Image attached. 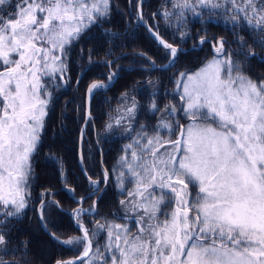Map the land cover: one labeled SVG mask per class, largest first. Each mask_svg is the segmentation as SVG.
Returning a JSON list of instances; mask_svg holds the SVG:
<instances>
[{
	"label": "snow or ice",
	"instance_id": "6c2138e0",
	"mask_svg": "<svg viewBox=\"0 0 264 264\" xmlns=\"http://www.w3.org/2000/svg\"><path fill=\"white\" fill-rule=\"evenodd\" d=\"M172 8L177 11L165 10L162 16L170 24L176 17L181 42L190 38L184 30L188 12L202 22L205 14L208 20L222 16L234 35L240 29L259 39L248 45L239 36L233 52L223 37H213L210 60L195 71L174 73L175 88L166 93L172 100L161 107L153 91L146 111L156 117L154 125L137 128L143 106L122 93L124 114L115 125L127 119L124 131L130 138L117 162L123 215L101 216L99 200L74 209L81 235L55 238L82 251L56 264H264V80L244 72L245 62L257 57L254 46L264 48V0H176ZM111 11V0H0V264H13L4 259L16 250L9 249L11 238L3 229L31 199L33 158L54 91L70 79L75 45ZM149 31L168 56L160 70L175 68L185 50ZM196 39L200 45L208 43L206 32ZM107 63L110 67L112 61ZM150 67L156 68L154 61ZM117 75L110 73L108 83ZM108 83L91 82L87 95ZM112 128L109 123L105 130ZM111 175L104 171V183ZM61 179L67 187L63 173ZM88 179L92 191L78 204L101 191L100 181ZM67 190L74 196V189ZM53 195L41 193V219L45 205L59 206L45 199ZM88 216L91 228L84 219Z\"/></svg>",
	"mask_w": 264,
	"mask_h": 264
},
{
	"label": "trees",
	"instance_id": "16d2710c",
	"mask_svg": "<svg viewBox=\"0 0 264 264\" xmlns=\"http://www.w3.org/2000/svg\"><path fill=\"white\" fill-rule=\"evenodd\" d=\"M135 3L136 0H129V3L128 0H111V15L104 22L93 26L72 51L68 73L70 79L66 86L57 88L53 95V101L55 99L56 103L60 94L67 90L65 97L68 99L64 105L60 101L56 105L57 108L51 106L41 143L33 158L31 199L19 216L8 219L6 228L3 229L11 238L9 249L16 250L15 256L9 252L4 259L12 261L13 264H54L57 260L73 259L80 254L79 249L73 250L64 246L51 234L61 240L80 234L68 215V211L78 204L70 197L67 189L75 190L74 197L84 196L91 191L89 182L82 175L77 163L78 134L83 121V91L88 82L95 78L105 82L109 70L118 73L106 89L96 90L92 95L90 111L96 131L93 133L92 130H86L82 142V166L85 172L92 179L100 181V187L105 184L97 198L99 200L97 210L101 216L108 215L111 219L112 213L120 214L121 195L113 170L127 138L119 137L118 134L103 137L100 131L107 121V113L114 109L122 93L127 92L130 97L134 96L143 106V110L138 114L136 127L141 123L153 125L156 117H152L146 111L153 91L157 90V100L163 107L171 98L166 93H171L174 89V73L178 74L185 69L193 71L203 64L212 53L213 37H223L228 42L226 46L233 52L238 48L239 36H243L248 45L259 39V36L251 31L236 29L238 35H234L232 28L219 22H213L208 18H203L202 22L199 17L185 16L184 30L189 33L190 38L186 42H181L180 34L175 28L176 17H172L170 24L162 16L165 10L177 11L172 8L173 0H143L141 13L146 24L153 31H158L162 39L169 43L175 41L185 50L177 60L175 68L169 71L150 70V61L162 65L167 62L168 56L166 50L158 45L149 36L145 27L137 21ZM205 32L208 43L200 45L196 39L197 34L204 35ZM194 44L197 45L196 48H193ZM253 50L257 57L245 62L244 72L254 80H264V60L261 59L264 57V48L257 45ZM138 52L146 56L139 55ZM111 58L115 59L108 68L106 62ZM234 58L244 59L242 56ZM76 74H79V83L72 87ZM149 81L153 83L150 84ZM94 113L97 115L94 116ZM97 145L101 150V161ZM102 167L112 173L107 183H104ZM62 173L67 181V187L61 179ZM46 190L55 195L47 196L45 199L58 202L59 206H56V203L44 206L42 219L46 228L44 230L38 221L36 208L41 207V193ZM96 196L86 199L81 206L89 208ZM84 219L91 228L92 217ZM102 241L101 237L100 243Z\"/></svg>",
	"mask_w": 264,
	"mask_h": 264
},
{
	"label": "rangeland",
	"instance_id": "374dc122",
	"mask_svg": "<svg viewBox=\"0 0 264 264\" xmlns=\"http://www.w3.org/2000/svg\"><path fill=\"white\" fill-rule=\"evenodd\" d=\"M137 1H138V0H136V2H137ZM142 1H143V0H142ZM13 2H14V1H13ZM134 2H135V1H134ZM175 2H176V0H173V3H172V4H174ZM135 4H136V3H135ZM141 6H142V3H141ZM185 16H186V17H189V18H190V17H197V16L193 15L191 12L186 13ZM204 18H207V14H205ZM212 21H213V22H219V23H221V24H224V25H226V26L232 28L230 24H226V23H225L224 18H223L222 16L213 17V18H212ZM237 30H238V29H237ZM226 47H227V46H226ZM211 50H212V53H211L210 56H208V57L206 58L205 62H206L207 60H210V59L212 58V56H213L212 44H211ZM205 62H204V63H205ZM162 65H164V64H162ZM201 65H202V64H201ZM201 65H200V66H201ZM200 66H199V67H200ZM107 67H108V66H107ZM199 67H197V68L194 69L193 71L197 70ZM155 70H156V69H155ZM74 78H75V77H74ZM106 80L108 81V77H107ZM253 80H254V79H253ZM256 81H257V80H256ZM174 88H175V85H174ZM171 92H172V91H171ZM170 96H171V95H170ZM172 99H173V97L171 96L170 100H172ZM175 99H176V101H178V100H179V97L177 96ZM168 102H169V101H168ZM168 102H167V103H168ZM123 103H125V102L122 101L121 98H120V100L118 101V103L115 105L114 109H113L111 112H108V113H107V121L105 122L103 128L101 129L100 134H101V136H103V137L109 136L110 134H111L112 136H118V135H119V137H126L127 140L125 141V143H124V145H123V148H124V146L130 142V138L127 137V134H126L125 131H124V125H127L129 121H128L127 119H125V120L123 121V125H122V126H116V125H115V120L124 114V113H123V108L121 107V105H122ZM155 122H156V120H155ZM155 122H154V124H155ZM109 123L113 124V128H112L111 130H109V131H106V130H105L106 124H109ZM180 123H181V124H186L187 121H185V120H180ZM154 124H153V125H154ZM138 127H139V126H138ZM138 127H137V128H138ZM117 134H118V135H117ZM178 134H179V129L176 130V133L173 134V137H172V138L175 139L176 136H177ZM133 135H135V133H133ZM165 136H167V133H166V132H165ZM122 154H123V153H122V151H121L120 155L118 156V158H117V160H116V162H115V164H114L115 175H118V173H119V165H118L117 162H118L119 157H120ZM128 188L131 189V188H132V185L129 184V185H128ZM124 198H125L124 196H121V199H124ZM40 203H41V202H40ZM119 206H120V205H119ZM40 210H41V207L39 206V208H38L39 213H40ZM120 214L123 215V212H122L121 210H120ZM79 235H81V234L73 235V236H79ZM71 237H72V236H71ZM102 243H103V241H102ZM102 243H101V244H102ZM79 251L81 252L82 249H79Z\"/></svg>",
	"mask_w": 264,
	"mask_h": 264
},
{
	"label": "water",
	"instance_id": "95a60500",
	"mask_svg": "<svg viewBox=\"0 0 264 264\" xmlns=\"http://www.w3.org/2000/svg\"><path fill=\"white\" fill-rule=\"evenodd\" d=\"M128 3H129V0H128ZM141 3H142V0H138L137 2H136V4H135V16H136V18H137V21L139 22V24L140 25H142V26H144L145 27V29L147 30V32H148V34H149V36L158 44V45H160L159 44V41L152 35V32H150L149 31V29H150V27H148V25L145 23V21H144V19L143 20H140L139 19V16H141L142 15V13H141ZM153 31V30H152ZM162 46V45H161ZM163 47V46H162ZM138 54L139 55H141L142 53H140V52H138ZM142 56H146V55H142ZM115 58H111V59H109L108 61H113ZM107 61V62H108ZM106 62V65L108 66V63ZM151 63L153 62V61H150ZM168 63V61L165 63V64H167ZM156 65V68L155 69H161V66L162 65H157V64H155ZM108 68H109V66H108ZM149 69L150 70H155V69H153V68H151V67H149ZM110 73H112V71L111 70H109V73H108V77H109V75H110ZM113 81V80H112ZM93 82V81H92ZM91 83V82H90ZM89 83V84H90ZM108 83V82H107ZM89 84L87 85V87H86V89H85V96H84V119H83V121H82V123H81V125H80V133L78 134V158H77V163H78V167H79V170L81 171V173H82V175L86 178V180L89 182V177L87 176V175H85V170H84V168H83V166H82V162H81V157H82V152H81V144H82V142H83V136H84V131H83V136H82V134H81V129H85V127H86V125H87V122H88V116H89V102H90V98L91 97H89L88 95H87V88H88V86H89ZM109 84L110 83H108V86H109ZM91 116V115H90ZM87 121V122H86ZM95 180V179H94ZM98 181V180H97ZM65 188V187H64ZM92 191V190H91ZM91 191H89L86 195H84L83 197H85V196H88L89 195V193L91 192ZM70 197L74 200V201H79L80 200V198L82 197H78V198H75L74 196H73V193H71L70 192ZM96 199H97V197L94 199V201H96ZM81 204H82V202H81ZM81 204H78L77 206H75L73 209H71L69 212H68V215H69V217H70V219H71V221L73 222V224L75 225V227H76V224H75V221H74V219H73V210L74 209H76L77 207H81ZM37 216H38V221H39V223H40V225H41V227L45 230L46 228H45V225H44V223H43V221H42V219L40 218V216H39V213H38V211H37ZM77 228V227H76ZM81 234V233H80ZM51 236L54 238V239H56L55 237V235L54 234H51ZM80 255V254H79ZM74 259V258H73ZM67 260H70V259H64V260H62V261H67ZM56 264V263H55Z\"/></svg>",
	"mask_w": 264,
	"mask_h": 264
},
{
	"label": "flooded vegetation",
	"instance_id": "af4514ba",
	"mask_svg": "<svg viewBox=\"0 0 264 264\" xmlns=\"http://www.w3.org/2000/svg\"><path fill=\"white\" fill-rule=\"evenodd\" d=\"M79 77V74H76L75 75V78H74V81H73V84H72V87H74L76 84H77V78ZM95 80H99V79H92L90 82H92V81H95ZM90 82H88V84L90 83ZM68 83V82H67ZM60 84H61V86L60 87H63V86H66V83L64 82V81H61L60 82ZM87 84V85H88ZM87 85H86V87H87ZM86 87L84 88V96H85V89H86ZM67 93H68V91L67 90H64L61 94H60V96H59V100L55 103V99H54V101H53V104L51 105L52 107H55V108H57L56 107V105L57 104H59V102L60 101H62V105H64L65 104V102L67 101V99H66V97H65V95H67ZM90 101H91V99H90ZM89 113H90V115H91V118H92V120H90V121H88L87 122V125H86V127H85V129H84V132L86 131V130H92V132L93 133H95V131H96V125H95V122H94V120H93V116H92V113H91V111H90V102H89ZM97 114L96 113H94V116H96ZM83 119H84V106H83ZM89 127V128H88Z\"/></svg>",
	"mask_w": 264,
	"mask_h": 264
},
{
	"label": "bare ground",
	"instance_id": "6f19581e",
	"mask_svg": "<svg viewBox=\"0 0 264 264\" xmlns=\"http://www.w3.org/2000/svg\"><path fill=\"white\" fill-rule=\"evenodd\" d=\"M92 119V118H91ZM90 119V120H91ZM89 119H88V121H90ZM83 139H84V136H83ZM83 145L81 144V152H82V147ZM97 149H98V152H99V154H100V161H101V157H102V154H101V150H100V148L98 147V145H97ZM102 166V165H101ZM102 170H103V172L105 171L104 169H103V167H102ZM88 176V175H87ZM89 177V176H88ZM94 180V179H93ZM104 186H105V184L102 186V187H100V189H101V191L97 194L98 196L101 194V192H102V190H103V188H104ZM92 190V189H91ZM85 197H87V196H85ZM97 197V196H96ZM39 216H40V214H39ZM41 218V217H40Z\"/></svg>",
	"mask_w": 264,
	"mask_h": 264
}]
</instances>
